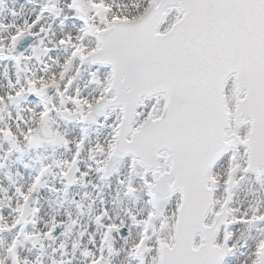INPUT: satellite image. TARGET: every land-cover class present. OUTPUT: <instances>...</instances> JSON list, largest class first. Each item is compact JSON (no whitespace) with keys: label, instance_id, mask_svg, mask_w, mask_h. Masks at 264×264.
I'll return each instance as SVG.
<instances>
[{"label":"snow or ice","instance_id":"snow-or-ice-1","mask_svg":"<svg viewBox=\"0 0 264 264\" xmlns=\"http://www.w3.org/2000/svg\"><path fill=\"white\" fill-rule=\"evenodd\" d=\"M0 264H264V0H0Z\"/></svg>","mask_w":264,"mask_h":264}]
</instances>
